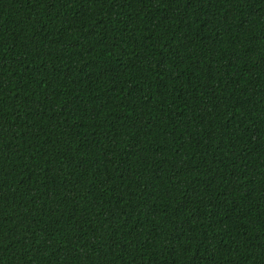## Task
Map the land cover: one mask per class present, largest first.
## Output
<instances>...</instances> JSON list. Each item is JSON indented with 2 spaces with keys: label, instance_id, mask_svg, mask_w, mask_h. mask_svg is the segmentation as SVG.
I'll list each match as a JSON object with an SVG mask.
<instances>
[{
  "label": "trees",
  "instance_id": "obj_1",
  "mask_svg": "<svg viewBox=\"0 0 264 264\" xmlns=\"http://www.w3.org/2000/svg\"><path fill=\"white\" fill-rule=\"evenodd\" d=\"M0 264H264V0H0Z\"/></svg>",
  "mask_w": 264,
  "mask_h": 264
}]
</instances>
